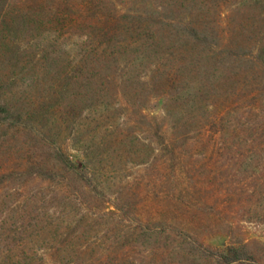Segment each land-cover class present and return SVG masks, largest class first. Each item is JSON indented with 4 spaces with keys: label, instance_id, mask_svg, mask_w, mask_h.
I'll return each mask as SVG.
<instances>
[{
    "label": "trees",
    "instance_id": "trees-1",
    "mask_svg": "<svg viewBox=\"0 0 264 264\" xmlns=\"http://www.w3.org/2000/svg\"><path fill=\"white\" fill-rule=\"evenodd\" d=\"M0 63L33 64L39 100L47 73L64 129L114 103L123 124L139 113L168 190L165 218L141 217L136 195L106 192L83 144L72 156L39 143L0 173V188L54 185L63 207L14 208L18 195H0V264H264L257 240L234 242L243 222L264 226V0H0ZM29 98L0 101V124L21 120ZM152 99H162V119L140 113ZM197 134L218 143L209 171L194 157ZM224 207L227 245L192 236ZM172 218L183 231L167 230Z\"/></svg>",
    "mask_w": 264,
    "mask_h": 264
},
{
    "label": "rangeland",
    "instance_id": "rangeland-1",
    "mask_svg": "<svg viewBox=\"0 0 264 264\" xmlns=\"http://www.w3.org/2000/svg\"><path fill=\"white\" fill-rule=\"evenodd\" d=\"M225 17L226 10H223L219 24L220 31L226 24ZM25 68L26 70L20 67L8 69L2 67L0 63V101L4 100L15 105L24 95L30 96V100L33 98L35 100L30 109L23 111L21 120L14 119L12 123L0 124V173H5L10 164H18L26 151H30L31 154L38 153L35 147H38L39 143L44 144L48 151L54 144H58L72 156L77 155L74 149L83 144L91 156L90 160L94 163L96 173L103 181V187L107 193L134 194L140 199L138 209L141 217L145 215L147 218H155L157 215L161 220L165 218L163 214L166 213V196H168V190L163 184L166 176L163 172L165 161L160 152V145L151 141L152 132L147 123L139 117V113L133 112L134 114L128 118V123L123 124L120 122V112H124L125 108L124 106L119 108L114 103L109 110L103 108L85 110L75 124V128L64 129L59 125V112L52 106L53 100L48 98L47 73L40 75L43 78V89L40 88L41 97L43 96L44 99L39 100L36 92L38 87L30 86L29 81L36 78V74L40 72L36 73L33 64L30 65V63ZM21 73L24 76L21 77ZM2 78L5 79L4 83ZM40 101H44L42 106ZM161 105L162 99H152L140 113L146 117L162 119L164 115ZM3 116L2 114L1 117ZM162 133L168 137L166 126ZM204 141L205 136L197 134L194 140L196 146L192 150L198 163H205L209 171V165L212 168L215 167L211 155L216 151L218 143L214 141L212 145L207 142L203 144ZM56 193L57 187L54 185L47 183L23 185L18 180L0 188V195L3 197L18 195L15 202H8L14 208L25 205L29 210L37 208L40 212L49 210L60 213L63 206L58 199L53 200ZM114 200L112 196L111 201ZM105 207L113 211L110 204H106ZM226 211L228 209L224 207V211L215 215L213 220L199 225L195 232L192 230V236L213 248H222L227 245L230 240L222 229V223L227 216ZM170 221L172 225H165L167 230L174 229L177 233L180 230L183 231L179 221V224L174 218ZM94 231L92 229L93 233ZM98 235L101 236L100 233ZM234 238L236 243L239 240H243L244 243L257 240L264 246V226L254 222H243ZM47 253L45 249L38 251L39 256L47 255ZM140 259L142 258L137 257L134 261L140 264Z\"/></svg>",
    "mask_w": 264,
    "mask_h": 264
}]
</instances>
